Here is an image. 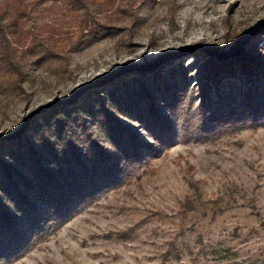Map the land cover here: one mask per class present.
Listing matches in <instances>:
<instances>
[{"label":"rangeland","instance_id":"374dc122","mask_svg":"<svg viewBox=\"0 0 264 264\" xmlns=\"http://www.w3.org/2000/svg\"><path fill=\"white\" fill-rule=\"evenodd\" d=\"M52 4L59 2L40 5L25 32L67 19L65 10ZM139 6L122 0L113 33L31 69L19 87L0 81V143L15 138L48 108L77 102L84 91L115 79H135L154 69L162 74L180 65L189 77L197 75L195 61L204 53L186 51L187 45L228 50L233 35L264 17V0H154L138 11ZM250 40L263 45L264 27ZM164 53L170 56L153 64ZM125 65L132 67L121 72ZM113 72L71 98L83 84ZM160 109L165 112L163 105ZM116 113L151 141L135 113ZM170 123L174 127L175 119ZM0 264H264V126L211 139L185 134L162 144L158 156L121 184L95 195Z\"/></svg>","mask_w":264,"mask_h":264},{"label":"trees","instance_id":"16d2710c","mask_svg":"<svg viewBox=\"0 0 264 264\" xmlns=\"http://www.w3.org/2000/svg\"><path fill=\"white\" fill-rule=\"evenodd\" d=\"M48 1L59 2L51 8H63L67 19L25 32L26 23ZM129 1L139 2L138 11L154 2ZM121 3L0 0V81L19 87L31 69L113 33ZM203 56L195 61L197 75L189 77L180 65L162 74L154 69L135 79H115L84 91L77 102L48 108L15 138L2 141L0 259L16 257L95 195L121 184L158 156L162 144L185 134L211 139L264 126V44L250 40L241 55L228 58ZM116 112L135 113L151 141L121 122Z\"/></svg>","mask_w":264,"mask_h":264},{"label":"water","instance_id":"95a60500","mask_svg":"<svg viewBox=\"0 0 264 264\" xmlns=\"http://www.w3.org/2000/svg\"><path fill=\"white\" fill-rule=\"evenodd\" d=\"M264 27V17L257 19L253 24L245 27L242 31H240L234 38L232 44L230 45L228 50H220L219 47L214 46V45H206L202 43H194L187 45L185 47L186 51H192V50H197L201 51L206 55L209 56H215L217 58H226V57H231V56H237L241 55L244 51V47L248 41H250L251 38L255 36V34L259 31L260 28ZM170 53H164L156 57V59L153 61V64L156 62H159L160 60L169 57ZM140 66V65H138ZM132 65H125L120 68V71H126L130 69ZM116 72H113L112 74H109L107 76L99 77L97 79L92 80L88 84H83L81 87L78 89L74 90L71 93V98L76 97L81 91H83L86 88H89L93 85H98L106 78L110 77L111 75L115 74ZM55 102V101H54ZM51 104H53V101L50 102L48 105L39 107L37 110H35L33 113L45 109L49 107ZM0 138H3L0 136Z\"/></svg>","mask_w":264,"mask_h":264}]
</instances>
